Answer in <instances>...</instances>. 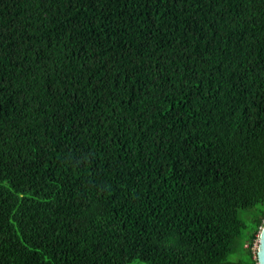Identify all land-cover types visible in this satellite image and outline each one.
<instances>
[{
    "label": "trees",
    "instance_id": "trees-1",
    "mask_svg": "<svg viewBox=\"0 0 264 264\" xmlns=\"http://www.w3.org/2000/svg\"><path fill=\"white\" fill-rule=\"evenodd\" d=\"M264 0H0V264H257Z\"/></svg>",
    "mask_w": 264,
    "mask_h": 264
},
{
    "label": "water",
    "instance_id": "water-1",
    "mask_svg": "<svg viewBox=\"0 0 264 264\" xmlns=\"http://www.w3.org/2000/svg\"><path fill=\"white\" fill-rule=\"evenodd\" d=\"M256 256L257 264H264V224L259 232Z\"/></svg>",
    "mask_w": 264,
    "mask_h": 264
},
{
    "label": "rangeland",
    "instance_id": "rangeland-1",
    "mask_svg": "<svg viewBox=\"0 0 264 264\" xmlns=\"http://www.w3.org/2000/svg\"><path fill=\"white\" fill-rule=\"evenodd\" d=\"M131 264H147V263L142 262L140 260H134V261L131 262Z\"/></svg>",
    "mask_w": 264,
    "mask_h": 264
},
{
    "label": "built area",
    "instance_id": "built-area-1",
    "mask_svg": "<svg viewBox=\"0 0 264 264\" xmlns=\"http://www.w3.org/2000/svg\"><path fill=\"white\" fill-rule=\"evenodd\" d=\"M258 236L259 234L257 235V239H255L254 243H253V248H257V244H258Z\"/></svg>",
    "mask_w": 264,
    "mask_h": 264
}]
</instances>
